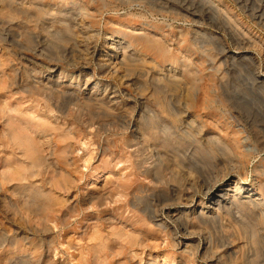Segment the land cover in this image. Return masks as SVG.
Masks as SVG:
<instances>
[{
  "label": "rangeland",
  "instance_id": "1",
  "mask_svg": "<svg viewBox=\"0 0 264 264\" xmlns=\"http://www.w3.org/2000/svg\"><path fill=\"white\" fill-rule=\"evenodd\" d=\"M3 172L0 264H264V219L195 218L227 172L264 184V0H0Z\"/></svg>",
  "mask_w": 264,
  "mask_h": 264
},
{
  "label": "bare ground",
  "instance_id": "2",
  "mask_svg": "<svg viewBox=\"0 0 264 264\" xmlns=\"http://www.w3.org/2000/svg\"><path fill=\"white\" fill-rule=\"evenodd\" d=\"M181 2V1H180ZM207 3V2H206ZM213 3V2H212ZM15 2H8L7 7H13ZM149 4V3H148ZM213 7V6H212ZM211 7V9H212ZM173 9V8H172ZM215 7L212 9V11H216ZM250 9V8H249ZM163 10V9H162ZM185 13V12H184ZM52 15V14H51ZM194 15V14H193ZM68 16V15H67ZM190 16V15H189ZM51 17V16H50ZM214 17V16H213ZM260 17V16H259ZM67 18V17H66ZM74 18V16H73ZM198 18V17H197ZM255 18V16H254ZM253 18V19H254ZM216 19V18H215ZM198 20V19H197ZM200 21V20H199ZM250 27V26H249ZM252 28V27H251ZM79 30V29H78ZM92 38V37H91ZM121 38V37H120ZM9 39V38H8ZM47 40V39H46ZM132 43V42H131ZM130 42H127V44L122 43V40H115V39H109L108 42V51L107 54L109 55V59L107 62L112 66V70H115L116 67L119 65H123L124 62L130 58L131 54L128 53V49L132 46ZM151 48H158L159 50H162V45L158 43H149ZM59 50V49H58ZM106 50V49H105ZM60 51V50H59ZM61 52V51H60ZM63 52V51H62ZM93 52V51H92ZM132 52V51H131ZM37 53V51H36ZM244 55V54H243ZM103 56V55H102ZM101 56V57H102ZM221 57V56H220ZM149 59V58H148ZM92 60V59H91ZM28 62V61H27ZM70 62V61H69ZM174 69V68H173ZM49 70V69H48ZM111 70V71H112ZM117 71V69L115 70ZM55 72V71H54ZM82 72V71H81ZM172 72V71H171ZM174 72V71H173ZM172 72V73H173ZM44 74V73H43ZM97 74V73H95ZM178 77V76H177ZM64 79V78H63ZM261 79V78H260ZM60 83V82H59ZM59 83H56L57 85ZM91 83V82H90ZM91 85V84H90ZM25 87V86H24ZM56 88V87H55ZM43 89V88H42ZM45 89V88H44ZM46 90V89H45ZM58 90V89H57ZM102 91V90H101ZM63 92V91H62ZM70 92V91H69ZM68 92V93H69ZM139 93V92H138ZM100 95V94H99ZM109 95V94H108ZM167 96V95H166ZM88 98V97H87ZM113 99V98H112ZM137 99V98H136ZM82 99L80 97L77 101L78 104L83 106L85 104H90L91 99L86 100ZM141 100V99H140ZM139 100V101H140ZM183 103V102H182ZM123 105V104H122ZM145 106V105H144ZM102 110V109H101ZM103 111V110H102ZM54 112V110L51 107H47L43 109L42 114L39 116L40 124L43 126H49L51 123L54 122V118L51 117V114ZM177 113V112H176ZM68 114V113H67ZM65 116V115H64ZM96 117V116H95ZM120 117V116H119ZM130 118V117H129ZM128 122V121H127ZM191 122V120H190ZM122 123V122H121ZM193 123H195L193 121ZM49 124V125H47ZM57 124V123H56ZM70 124V123H69ZM68 124V126H69ZM98 124V123H97ZM116 124V123H115ZM125 125V124H124ZM92 126V125H91ZM191 126V125H190ZM66 127V126H65ZM122 127V126H121ZM133 127V126H132ZM97 128V127H96ZM95 128V129H96ZM139 130V129H138ZM136 132V131H135ZM35 134L44 136L43 138L50 140L47 135V130L39 128L38 130L35 129ZM70 133V132H69ZM32 135V133H31ZM52 136V135H51ZM138 136V135H137ZM141 136V135H139ZM24 145H25V152L29 153L30 155H34V153L37 152L38 148L36 146V143L34 142L32 136L31 137H25L24 138ZM137 145V144H136ZM239 145V144H238ZM140 146V145H139ZM145 145H143L144 147ZM134 147V146H133ZM228 151L232 153L234 156V150L231 147H227ZM148 150V149H147ZM222 150V149H221ZM239 150V147H238ZM136 153V152H135ZM149 153V152H148ZM151 156V155H150ZM156 163V164H155ZM158 163V164H157ZM167 163L166 159L164 157L157 158L153 165H151L150 168L146 169V172L148 174L154 173V172H160L161 166H164V164ZM118 164V163H117ZM116 164V165H117ZM114 165V167H116ZM225 166V165H224ZM227 170V169H225ZM258 168L255 169V172L257 173ZM111 170L107 169V172L105 173V180H109L111 177ZM5 172L0 174V182L2 179L5 178ZM69 174V173H68ZM191 175V174H190ZM224 183L222 185H218L217 183L206 185L203 188V198L199 201V207L201 208V211L195 216L197 221H199L200 224H209L213 223L216 220L221 219L223 216L227 215L232 220V230L236 232L238 229H243L244 227V220H247L248 217H253L254 219H264V184H260L259 189H246L245 186L241 185L240 179L235 180L232 186V183L230 185V179H229V173L227 172L224 174ZM219 178V177H218ZM220 179V178H219ZM236 179V178H235ZM248 179V178H247ZM89 181V180H88ZM229 182V185L226 186V183ZM98 185V184H97ZM189 186V185H188ZM172 187V186H171ZM175 187V186H174ZM200 187V186H199ZM248 188V187H247ZM171 189V188H170ZM245 190V191H244ZM57 191V190H56ZM244 191V192H243ZM74 193V192H73ZM242 193H245L246 195L242 197ZM198 194V193H197ZM173 194L172 196H174ZM17 196V195H16ZM195 196V195H194ZM9 197V196H8ZM65 197V196H64ZM153 197V196H152ZM161 197V196H160ZM197 198V197H196ZM160 200V199H159ZM166 200V198H165ZM173 199H171L172 201ZM195 200V199H194ZM197 200V199H196ZM163 201V200H162ZM170 201V202H171ZM185 201V200H184ZM31 202V201H30ZM173 203V202H172ZM32 204V203H31ZM186 204V203H185ZM184 204V205H185ZM199 208V209H200ZM154 209V208H153ZM168 210V209H167ZM146 211V210H144ZM149 211V210H148ZM186 212V217L189 218L191 214V210H184ZM148 213V212H147ZM151 213V212H150ZM149 213V214H150ZM153 214V213H151ZM106 216V215H105ZM151 216V215H150ZM161 216V215H160ZM154 217V216H153ZM171 217V216H170ZM173 218V217H172ZM151 220V219H150ZM154 221V220H153ZM171 223V222H170ZM157 226L160 228L165 229L168 231V226L166 225L165 221H158ZM178 226V225H177ZM180 227V226H179ZM171 229V228H170ZM177 229V228H176ZM250 231V230H249ZM184 232V231H183ZM188 235V234H187ZM255 237V236H254ZM201 239V238H200ZM188 240V239H187ZM193 241V240H192ZM200 241V240H199ZM188 242V241H187ZM191 242V241H190ZM194 242V241H193ZM201 243V242H200ZM184 245V244H183ZM195 245V243H194ZM198 245V244H197ZM229 245V244H228ZM195 247V246H194ZM188 249V248H187ZM6 253V252H5ZM237 254V253H236ZM9 255V254H8ZM180 261V260H179ZM211 262V261H210ZM19 263V262H18ZM144 263V262H143ZM151 264V263H150ZM211 264V263H210ZM249 264V263H248Z\"/></svg>",
  "mask_w": 264,
  "mask_h": 264
}]
</instances>
